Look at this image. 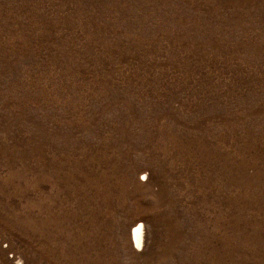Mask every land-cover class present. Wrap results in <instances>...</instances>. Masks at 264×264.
I'll return each instance as SVG.
<instances>
[{"label":"rangeland","instance_id":"374dc122","mask_svg":"<svg viewBox=\"0 0 264 264\" xmlns=\"http://www.w3.org/2000/svg\"><path fill=\"white\" fill-rule=\"evenodd\" d=\"M0 264H264V0H0Z\"/></svg>","mask_w":264,"mask_h":264},{"label":"bare ground","instance_id":"6f19581e","mask_svg":"<svg viewBox=\"0 0 264 264\" xmlns=\"http://www.w3.org/2000/svg\"><path fill=\"white\" fill-rule=\"evenodd\" d=\"M131 234L134 245L139 248L144 247L146 242V236L144 235L143 224L137 223L136 225H134V227H132L131 229Z\"/></svg>","mask_w":264,"mask_h":264}]
</instances>
